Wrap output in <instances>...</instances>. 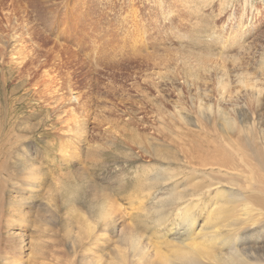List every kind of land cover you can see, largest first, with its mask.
Here are the masks:
<instances>
[{
  "label": "rangeland",
  "instance_id": "obj_1",
  "mask_svg": "<svg viewBox=\"0 0 264 264\" xmlns=\"http://www.w3.org/2000/svg\"><path fill=\"white\" fill-rule=\"evenodd\" d=\"M256 151L264 0H0V264H189L203 235L263 255Z\"/></svg>",
  "mask_w": 264,
  "mask_h": 264
},
{
  "label": "bare ground",
  "instance_id": "obj_2",
  "mask_svg": "<svg viewBox=\"0 0 264 264\" xmlns=\"http://www.w3.org/2000/svg\"><path fill=\"white\" fill-rule=\"evenodd\" d=\"M14 41L15 40H13V41H11V42H8V44H6L7 45V47H10L11 46V44H14ZM15 45H16V43H15ZM14 46V45H13ZM16 47H18V46H15V48ZM14 47L13 48H11L10 47V50L12 51L13 49H15ZM15 51V50H14ZM200 52V51H199ZM255 86H253L252 85V89L254 88ZM256 90H258V89H256ZM257 92V91H256ZM255 92V93H256ZM258 94V93H257ZM261 94H263V93H261ZM256 95V94H255ZM259 96H261L260 94H259ZM58 104V103H57ZM70 113H71V111H70ZM74 116V115H73ZM65 119V118H64ZM71 119V118H70ZM74 119V118H73ZM190 119V118H189ZM225 119H227L228 121H229V123H231V125H232V123L234 124V125H236L235 124V121H236V119L234 118V119H232V118H230V117H225ZM81 120V119H80ZM84 121V120H83ZM187 121H189V120H187ZM83 123V122H82ZM228 123V122H227ZM79 125H81V123L79 124ZM79 125H78V128H79ZM233 126V125H232ZM82 127V126H81ZM201 127H203V126H201ZM206 128H210V127H206ZM246 128V127H245ZM83 129V128H82ZM201 129V128H200ZM248 129V128H247ZM78 130V133H79V129H77ZM84 130V129H83ZM190 132V131H189ZM80 134V133H79ZM83 134V133H82ZM84 135V134H83ZM81 136V135H80ZM195 136V135H194ZM228 136V135H227ZM70 140L71 139H69V138H67L66 139V141H64V142H62L61 143V145H60V150H59V152H60V156L63 158V160H68L69 158H70V154H71V147L69 148V144H70ZM193 141V140H192ZM230 142V141H229ZM78 143V142H77ZM81 143V142H80ZM75 146V145H74ZM238 146V145H237ZM78 147V146H77ZM77 147H75L76 148V152L78 151L77 149H79V148H77ZM80 147V146H79ZM216 147V146H215ZM216 149V148H215ZM232 150V149H231ZM233 151V150H232ZM75 152V153H76ZM255 154L257 155V161H258V164H260L262 167H264V155H262L261 153H258L257 151L255 152ZM220 157V156H219ZM208 158V157H207ZM221 158V157H220ZM240 158H241V156H240ZM212 159V158H211ZM215 159V158H214ZM206 160V159H205ZM229 160V159H228ZM69 161V160H68ZM219 161V160H218ZM208 162V161H207ZM223 162V161H222ZM252 162V161H251ZM211 163V162H210ZM231 163V162H230ZM236 163V162H235ZM254 163V162H253ZM217 164H219V163H217ZM226 164V163H225ZM33 165V164H32ZM227 165V164H226ZM225 165V166H226ZM250 165V164H249ZM251 166V165H250ZM229 168V167H228ZM236 168V167H235ZM262 170V169H261ZM34 171V170H33ZM225 171H227V170H225ZM252 171V170H251ZM249 173H251V172H249ZM258 174H260V173H258ZM251 176H252V174H251ZM257 176H259V175H257ZM260 177V176H259ZM252 178V177H251ZM255 178V177H254ZM262 178V177H261ZM258 179V178H257ZM254 181V180H253ZM264 181V180H263ZM258 182H259V180H258ZM262 182V181H261ZM194 183V182H193ZM192 183V184H193ZM139 185V184H138ZM204 185V184H203ZM249 185V184H248ZM253 186V185H252ZM262 186H264V185H262ZM245 190V189H244ZM30 192V191H29ZM218 192V191H217ZM242 192V191H241ZM257 193V192H256ZM182 194V193H181ZM180 194V195H181ZM218 194V193H217ZM216 194V195H217ZM23 194L20 192L19 194H17L16 195V203L18 204V205H23L24 204V202L26 201L25 200V198H23V196H22ZM221 195V194H220ZM179 196V195H178ZM183 197V196H182ZM217 197V196H216ZM238 197V196H237ZM245 197V196H244ZM212 198H214V197H212ZM240 198H241V196H240ZM158 199V198H157ZM254 199L257 201H259V202H261V201H263L264 200V196H260V195H255L254 196ZM237 199H235V200H233V199H230V198H226V199H223L222 200V203H216L215 205H214V210L213 211H211L210 212V217H209V222H212L213 224H214V226H216V227H218V228H212L213 229V231L215 230V232H216V234H218L219 233V231L218 230H220L219 228H220V226H221V223H224L225 222V219H226V217L229 215L230 216V214H231V212H233L232 210H234V208H233V203H234V201H236ZM248 200V199H247ZM247 200H244V201H246L247 202ZM253 200V199H252ZM239 201V200H238ZM257 201V202H258ZM162 202V201H161ZM219 202H221V201H219ZM256 202V203H257ZM141 203V202H140ZM142 204V203H141ZM260 204H263V202L262 203H260ZM259 203L257 204V206L255 207L258 211H259V213L262 215V214H264V207H262V206H264V205H260ZM236 205V204H235ZM250 205V202L249 203H247V206L248 207H250L249 206ZM252 205H256L254 202H253V204ZM139 206H141V205H139ZM22 207V206H21ZM236 208V207H235ZM251 208V207H250ZM121 209V208H120ZM237 209V208H236ZM113 210V209H112ZM16 211H18L19 213H20V211L17 209ZM113 212V211H112ZM236 212V211H235ZM17 214V213H16ZM21 214V213H20ZM123 214V213H122ZM187 214V213H186ZM111 216V212H110V210H109V214H108V212H107V210H106V207L105 208H103V212H102V214H101V216ZM110 216L108 217L109 219H110ZM188 216H190V215H188ZM209 216V215H208ZM232 216V215H231ZM259 216V215H258ZM13 217V216H12ZM16 217H17V215H16ZM193 217V216H192ZM24 218H25V215L24 214H21V216H20V218L19 219H17V218H15V221H17L18 220V223H21V224H23L22 226H21V229L23 230V234L21 235V233L20 232H18V233H16V235H15V239H16V237L18 238L17 239V241H23L24 243H23V245H25L26 243H27V238H26V236L28 235V233L26 232V230H28V226L29 225H27L26 223H25V221H24ZM190 218V217H189ZM12 219V218H11ZM10 219V220H11ZM9 220V221H10ZM187 221L189 220V219H186ZM185 220V221H186ZM190 220H192V219H190ZM195 220V219H194ZM207 220V219H206ZM229 220V219H228ZM231 220V219H230ZM229 220V221H230ZM241 220H242V218H241ZM243 220H245V219H243ZM233 221V220H232ZM232 221L231 222H229V223H232ZM11 222H13V219L11 220ZM195 222V221H194ZM10 223V222H9ZM8 223V228H10L9 227V224ZM191 223L192 224H194L193 223V221H191ZM197 223V222H196ZM195 223V224H196ZM199 224V223H198ZM203 225V224H202ZM233 225H235V223L233 224ZM231 226V225H228V226H230L231 228L232 227H234V226ZM254 225V224H253ZM194 226V225H193ZM196 226V225H195ZM194 226V227H195ZM206 226V225H205ZM224 226L225 227H227V228H229L227 225H225V223H224ZM203 227V226H202ZM251 227V226H250ZM175 228V227H174ZM204 228V227H203ZM206 228H207V226H206ZM206 228H205V230H206ZM221 228H223V225H222V227ZM243 228V227H242ZM225 229V228H224ZM223 229V230H224ZM234 229V228H233ZM232 229V230H233ZM237 229V228H236ZM207 230H209L208 228H207ZM194 231V230H193ZM213 231L211 230V231H209V233H213ZM243 231V230H242ZM204 232V231H203ZM203 232H201V233H203ZM220 232H222V230L220 231ZM227 232H229V231H227L226 230V233ZM231 232V231H230ZM229 232V233H230ZM13 233V232H12ZM223 233H225V232H223ZM220 235H221V233H219ZM197 235V234H196ZM213 235V234H212ZM238 235V234H237ZM250 235V234H249ZM222 236V235H221ZM220 236V237H221ZM258 236V235H257ZM13 237V236H12ZM131 237V236H130ZM194 237V236H193ZM203 238V241H198V242H194L193 243V246H194V249H193V246H192V248H189V249H191L190 250V252H189V259H188V257H187V260L189 261V264H200V263H202V262H200L201 260L203 261V260H206L205 262L206 263H208V264H211V262L213 263H215V264H219L221 261H224L225 260V264H264V254L263 255H259V254H255L256 256H254V254L252 253L251 255L252 256H246V257H244V256H242V254L239 252V249H238V251L237 250H234V252H232L233 250H231L230 249V251H228L227 252V250H226V252H224V251H218L217 250V246H216V244H217V241L216 240H214L215 239V237L214 236H212V237H210V236H208L207 238H205L204 237V235L202 236ZM193 239V238H192ZM191 239V240H192ZM198 239H201V236H200V238H198ZM219 236H218V241H219ZM195 240V239H194ZM233 240V239H232ZM252 240V239H251ZM16 241V242H17ZM140 240H136V239H132L131 240V244H132V246H134V248H139V249H142L143 248V246L141 247V245H140V242H139ZM159 241V240H158ZM213 241H216V244H215V242H213ZM239 241H241V240H239ZM219 242H221V241H219ZM241 242H243V241H241ZM245 242V241H244ZM243 242V243H244ZM250 242H252V241H250ZM149 243V242H148ZM158 243V242H157ZM188 243V242H187ZM256 243V242H255ZM255 243H254V246H255ZM192 244V243H191ZM140 245V246H139ZM186 245H188V244H186ZM186 245H183L184 247L186 246ZM218 245H220V243L218 244ZM242 245H244V244H242ZM253 245V244H252ZM231 246V245H230ZM250 246V245H249ZM253 246V247H254ZM245 247V246H244ZM253 247H250V249L252 248L253 249ZM255 248V247H254ZM144 249V248H143ZM189 249H188V251H189ZM222 250H223V248H221ZM258 249V248H257ZM157 251V250H156ZM187 251V252H188ZM240 251H243V250H240ZM245 252V251H244ZM244 252H243V254H244ZM254 252V251H253ZM143 254V253H142ZM162 254V253H161ZM179 254V253H178ZM229 254V255H228ZM226 255H228V257L226 256ZM152 256V255H151ZM162 257V256H161ZM177 257H180V256H177ZM184 257V256H183ZM227 257V258H226ZM185 258V257H184ZM198 258H202V259H198ZM122 260H123V258H121ZM120 259V260H121ZM183 259V258H182ZM12 262H13V260H12ZM6 263H9V262H6ZM204 263V262H203ZM10 264V263H9ZM100 264H101V261H100ZM123 264V263H122ZM164 264H172V261L170 260V259H166V261L164 262Z\"/></svg>",
  "mask_w": 264,
  "mask_h": 264
}]
</instances>
